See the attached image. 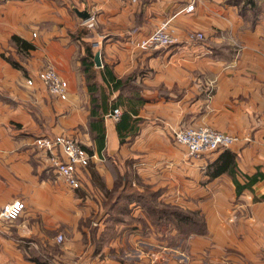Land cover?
Returning a JSON list of instances; mask_svg holds the SVG:
<instances>
[{"label":"crops","instance_id":"1","mask_svg":"<svg viewBox=\"0 0 264 264\" xmlns=\"http://www.w3.org/2000/svg\"><path fill=\"white\" fill-rule=\"evenodd\" d=\"M190 1L0 0V212L24 205L0 218V264H264V0ZM164 23L176 44L136 48ZM50 68L66 100L36 80ZM197 127L239 138L227 172L225 150L175 142ZM56 135L90 156L78 189L34 145ZM168 206L203 232L153 216Z\"/></svg>","mask_w":264,"mask_h":264},{"label":"built area","instance_id":"2","mask_svg":"<svg viewBox=\"0 0 264 264\" xmlns=\"http://www.w3.org/2000/svg\"><path fill=\"white\" fill-rule=\"evenodd\" d=\"M132 4L138 3L140 0H127ZM198 0H191L190 4L185 8L186 13L194 10L195 3ZM88 28L93 26V21L86 22ZM191 40H203L202 34H194L190 36ZM177 43V39L173 33L168 30L167 23L156 28L147 38L137 42L136 48L142 51L157 50L168 48ZM36 80L46 90V92L60 100H66L68 93V84L53 69H45L36 75ZM33 80H27V85L32 86ZM120 110L114 109L111 118L118 121ZM173 138L175 142L184 147L186 154L190 157L200 158L205 153L218 150H226L239 141V138L219 132L207 127L186 128L174 131ZM34 145L41 151L51 155L50 163L58 176L64 179L71 189L79 188L77 178V170L88 166L90 156L79 147L74 140L63 135L44 136L36 139ZM60 152V156L55 155L54 151ZM24 205L21 202H14L6 205L1 209L0 218L4 221L15 220ZM234 219V217L232 218ZM63 237H56L57 243H62Z\"/></svg>","mask_w":264,"mask_h":264},{"label":"rangeland","instance_id":"3","mask_svg":"<svg viewBox=\"0 0 264 264\" xmlns=\"http://www.w3.org/2000/svg\"><path fill=\"white\" fill-rule=\"evenodd\" d=\"M195 34H200V33H195ZM7 53L3 54L2 57H5ZM6 59L9 61V62H14L13 61V57H11L10 55H7L6 56ZM89 165V164H88ZM150 204H158L156 201L154 202L153 198L151 199L150 201ZM167 211V212H166ZM153 216H157V215H161L163 216L166 221H170V220H174L176 222V225L178 226V229L180 232H182L183 234H189L188 232H190V229L194 228V225L193 227L191 226V222L188 223L187 222H182L180 220V216L183 217V218H186L188 220H195L197 221L202 227L204 226L203 224V221L201 219V216L197 215L195 212H192L186 208H178V207H173V206H168L167 208H162V209H154V212H152ZM234 217V219H232ZM236 219V215L233 214L231 215L230 217V221H235ZM183 223V225H181V223ZM201 226H197L198 229L197 230H202Z\"/></svg>","mask_w":264,"mask_h":264},{"label":"trees","instance_id":"4","mask_svg":"<svg viewBox=\"0 0 264 264\" xmlns=\"http://www.w3.org/2000/svg\"><path fill=\"white\" fill-rule=\"evenodd\" d=\"M246 3H252V0H247L246 1ZM14 39V41H16L17 40V38H13ZM84 62V70H85V68L87 69V67H85V61L86 60H83ZM233 164V156H232V154H230L228 151H227V149L225 150V152H223L221 155H220V157H219V159H218V161L214 164V169H213V171H212V174H211V176L212 177H215V176H217V175H220L221 173H224V172H227L228 171V169H229V167H230V165H232ZM167 212V211H166ZM159 216H161V215H159ZM180 220L183 222H187L188 221V223L189 222H191V226L193 227V225H194V227H197V226H201L197 221H195V220H188V219H186V218H183V217H181L180 216ZM182 222H180L181 223V225H183V223ZM201 228H202V230L200 231V230H197L199 233H202L203 232V227L201 226ZM197 229H198V227H197ZM194 231V229H190V232H193ZM190 232H188V233H190Z\"/></svg>","mask_w":264,"mask_h":264},{"label":"water","instance_id":"5","mask_svg":"<svg viewBox=\"0 0 264 264\" xmlns=\"http://www.w3.org/2000/svg\"><path fill=\"white\" fill-rule=\"evenodd\" d=\"M84 15V14H83ZM93 61H94V64H95V66L96 67H100V54H99V52H97L95 55H94V59H93Z\"/></svg>","mask_w":264,"mask_h":264}]
</instances>
